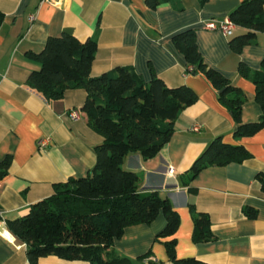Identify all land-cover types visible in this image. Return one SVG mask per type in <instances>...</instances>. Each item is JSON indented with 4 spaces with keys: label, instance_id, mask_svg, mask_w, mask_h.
<instances>
[{
    "label": "crops",
    "instance_id": "obj_1",
    "mask_svg": "<svg viewBox=\"0 0 264 264\" xmlns=\"http://www.w3.org/2000/svg\"><path fill=\"white\" fill-rule=\"evenodd\" d=\"M54 1L0 0L5 15L0 26V163L11 161L7 176L0 180V230L5 222L11 232L9 223L50 198L56 184L86 177L96 164L95 148L103 137L89 126L82 110L87 92L68 90L62 100L47 102L27 86L31 72L40 69L27 54H40L50 37L69 33L82 42L97 38L92 77L118 65H132L144 80L160 75L168 86L185 83L197 94L196 102L175 119L171 139L159 153L143 160L135 151L124 158L127 168L142 175V192L166 195L180 214L179 229L172 237L177 240L176 258L194 257L206 264H264V191L256 178L264 171V127L255 135L235 138L236 122L230 111L220 105L209 80L185 71V58L171 38L181 29L194 27L206 64L244 91L241 121H256L262 109L255 100L254 83L241 77L237 67L239 62L259 67L264 59V32L259 31L255 42L237 53L220 29L204 28L208 20L227 19L241 0H165L153 8L146 0ZM244 30L233 29L237 34ZM73 111L79 113V120L71 119ZM218 135L228 143H240L251 156L244 162L202 168L190 181L196 188L191 193L183 186V177ZM42 139L48 142L40 148ZM190 205L207 213L213 242L196 244L191 239ZM245 207H254L256 215L247 217ZM164 215L160 212L150 225L128 227L113 241V250L130 264H170L164 243L171 238H157L166 228ZM13 236L14 242L0 233V264H32L27 244ZM36 264L90 263L46 256Z\"/></svg>",
    "mask_w": 264,
    "mask_h": 264
},
{
    "label": "trees",
    "instance_id": "obj_2",
    "mask_svg": "<svg viewBox=\"0 0 264 264\" xmlns=\"http://www.w3.org/2000/svg\"><path fill=\"white\" fill-rule=\"evenodd\" d=\"M165 0H146L149 7ZM228 19L236 27L246 28L233 34L229 46L239 53L245 44H252L259 31L264 32V0H241L231 9ZM5 15L0 11V26ZM175 48L185 58V71L203 75L216 90L220 105L230 111L236 122L233 135H255L264 127V59L258 68L239 62L237 71L254 83V96L261 106L256 121H241L242 105L247 97L239 85L212 68L203 59L196 42L195 28H184L172 35ZM97 54V38L86 42L74 35L63 33L50 37L40 54L27 57L40 64L31 72L27 86L47 102L63 99L66 91L84 89L86 101L82 107L89 126L103 137L95 148L96 164L86 177L71 178L54 186V194L34 204L29 213L9 223L11 232L28 246L32 264L46 256L67 260H83L90 264H130V260L113 250L114 240L131 226L150 225L160 212L166 218L165 229L157 238L167 239L164 248L170 264H206L190 257L176 258L179 213L166 195L150 190L142 192V175L127 168L124 158L139 152L143 160L154 157L171 139L174 121L186 106L196 102L197 94L183 83L168 86L160 75L152 74L144 80L131 65H118L92 77L91 71ZM186 171L182 184L191 193L190 186L199 171L211 165L244 162L251 152L240 143L232 144L223 136L212 137L206 147ZM10 159L0 163V180L8 174ZM264 191V171L256 175ZM194 230L191 239L196 244L213 242L207 213L190 205ZM245 214L256 215L254 207H245Z\"/></svg>",
    "mask_w": 264,
    "mask_h": 264
},
{
    "label": "built area",
    "instance_id": "obj_3",
    "mask_svg": "<svg viewBox=\"0 0 264 264\" xmlns=\"http://www.w3.org/2000/svg\"><path fill=\"white\" fill-rule=\"evenodd\" d=\"M45 2L47 3H51V4H55L56 2L54 0H45ZM31 19H34L33 17H31ZM233 21H230L228 18L225 19V20H218V21H206V24H204V28H208V29H211V30H221L224 34H226L227 36H231L233 33V29H234V25L232 23ZM70 117L71 119L77 121L79 120V113L77 111H73L72 113H70ZM194 129H196V127L194 126L193 127ZM47 139H42L39 141L38 145L40 148H43L47 145ZM171 169V168H170ZM172 171V170H170ZM3 227L2 229L0 230V233L5 237L7 238L8 240L14 242V236L11 232H9L7 229H6V223L3 222Z\"/></svg>",
    "mask_w": 264,
    "mask_h": 264
}]
</instances>
